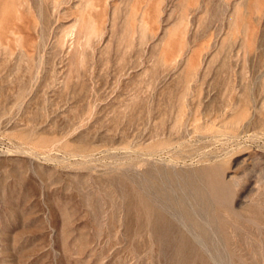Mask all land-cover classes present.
<instances>
[{
    "label": "rangeland",
    "instance_id": "374dc122",
    "mask_svg": "<svg viewBox=\"0 0 264 264\" xmlns=\"http://www.w3.org/2000/svg\"><path fill=\"white\" fill-rule=\"evenodd\" d=\"M0 264H264V0H0Z\"/></svg>",
    "mask_w": 264,
    "mask_h": 264
}]
</instances>
